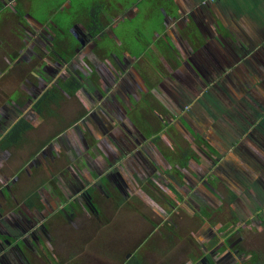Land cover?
<instances>
[{
    "label": "flooded vegetation",
    "instance_id": "flooded-vegetation-1",
    "mask_svg": "<svg viewBox=\"0 0 264 264\" xmlns=\"http://www.w3.org/2000/svg\"><path fill=\"white\" fill-rule=\"evenodd\" d=\"M157 1L0 0V24H17L0 39L15 52L5 61L24 80L0 112V264H81L65 246L93 245L85 227L103 225L108 204L145 209L157 234L197 217L182 264H264V30L222 17L219 1L201 15L161 0L159 18ZM69 99L71 124L17 159L31 142L28 130L7 137L15 124ZM224 131L235 153L214 144Z\"/></svg>",
    "mask_w": 264,
    "mask_h": 264
},
{
    "label": "rangeland",
    "instance_id": "rangeland-1",
    "mask_svg": "<svg viewBox=\"0 0 264 264\" xmlns=\"http://www.w3.org/2000/svg\"><path fill=\"white\" fill-rule=\"evenodd\" d=\"M121 1V0H120ZM128 0H125L122 4L128 3ZM181 1L182 5L183 0ZM210 1V0H209ZM218 7L220 10H224L222 17L227 18L231 15L234 18H253L254 20H251L252 24L256 26L257 29L259 26L261 27L264 21V14L258 13L256 16L259 18H256L253 14H249L247 11V6L245 5V1L239 0V1H233L228 0H217ZM216 0L212 1L210 4L206 2V0H185V2L192 8L197 9L201 15H203V12H205L204 9L201 10L200 7H205L204 5H211L216 4ZM197 2H199L197 4ZM255 3H257V0H255ZM213 4V5H214ZM106 8H120L121 5H118L116 0H107V3L105 4ZM228 6V7H227ZM216 7V6H215ZM164 8V4L161 3V0H158L154 4V9L157 13V17L159 18V10ZM258 8V7H257ZM262 9V8H260ZM83 12L80 11L79 15L84 23H86V17L85 14L87 12V9L84 7L82 8ZM213 10V9H212ZM211 10L210 15L212 17L214 16L215 19L219 20L220 17L217 13ZM229 10V11H228ZM228 12V13H227ZM186 13V12H185ZM207 14V10H206ZM170 15H175L174 13L170 12ZM149 17V16H148ZM221 20V19H220ZM222 21V20H221ZM250 21V20H249ZM250 23V24H251ZM251 24V25H252ZM17 25V24H16ZM15 24H0V39H7L14 31L10 29V27H15ZM6 27H9V29H6ZM16 31L18 30L15 28ZM256 30V29H254ZM262 31V28L260 29ZM9 31H11L9 33ZM219 33H224L225 31H222L221 28L218 29ZM257 31V30H256ZM15 33V32H14ZM264 35V34H263ZM130 38H134L132 35ZM11 37L9 38L8 42L10 41ZM258 41V40H257ZM141 44L142 39H139L138 41ZM137 43L134 44V47H140V45ZM146 40L144 39L145 43ZM19 43V40L12 41L10 44ZM232 43V42H231ZM8 49L5 44H0V112L2 111V107L5 106L13 96H18V88L21 86L24 82L23 78L21 77L22 74L18 73V69H10L11 71H8V64L5 61V54L11 55L6 56V58H9L12 61V55H15V52L12 50L6 51L4 48ZM257 53V52H256ZM250 52L245 55V60L248 61L250 58ZM159 55V54H158ZM256 59L258 61L256 64L262 63L264 61V57L262 54L257 53L255 55ZM161 58V55L157 56V61L161 62L159 60ZM245 61V62H246ZM162 63V62H161ZM163 64V63H162ZM144 66V65H143ZM21 68L24 70L26 67ZM157 70L160 71L161 75L165 77L168 75V71L161 67V65L157 64ZM27 69H30V67H27ZM160 69V70H159ZM164 69V70H162ZM171 74V73H170ZM179 76L177 78V81L179 82ZM186 99V98H185ZM189 101V99H187ZM186 101V103H188ZM75 108V101L74 100H66L63 101L62 104L57 108H52L54 116L43 118L39 122H36L34 125H32L31 129H29L26 133V140L29 139L30 142H35V145L32 143H29L26 147L23 145L21 147V150L17 151L15 153V157L17 159L21 158H28V156L31 153H35L36 150L43 146L46 142L49 141L52 137H55L56 135H59L62 133L68 125L71 124V120L74 116L76 117V114L71 113L72 110ZM190 108V106H189ZM191 109V108H190ZM222 112H224L221 109ZM79 114V113H78ZM0 124H4V122L0 121ZM4 126L2 125V128ZM233 129L232 127L230 128ZM232 133L229 132H223L220 135L219 140L215 141L214 144L217 145L220 149H223L224 152L228 153H235L234 146L231 145L232 143ZM229 137V138H226ZM181 142V141H180ZM222 142V143H221ZM186 146V143L181 142ZM234 144V143H232ZM208 150H211V148H207ZM65 161H63V164ZM77 163L82 166L83 165V159L81 156L77 157L73 161V166L77 167ZM215 164V163H214ZM59 169L54 167V171H58ZM126 208H130L127 209ZM106 209V212L103 214V225H98V222H95L94 220L90 219V221L87 223L88 232L91 231L96 236L93 238V245H91V239L90 241L86 242L84 245V248L76 249H68L65 246V252L72 253L74 259L78 263L81 264H182L187 260L188 256H193V251H196L194 246V242L197 239L198 235V229L200 228V221L197 217L194 215L189 214H181L179 215V220L181 222V230L177 233L170 234V229H168L166 226H161L157 234L153 231L155 229L156 224L160 222H153L152 225L149 223L150 217H147L145 220L143 219L142 214L144 213L145 209H139L138 212L134 210V206L131 207H120L115 206L112 204H108L104 207L103 211ZM146 217V215H145ZM178 220V217H177ZM157 224V226H158ZM89 227V228H88ZM66 240L68 243H71L72 241V235L67 234ZM74 238V237H73ZM69 246V245H67ZM191 246V247H190ZM190 253V254H189ZM130 255H133V262L130 261V263H127L128 257Z\"/></svg>",
    "mask_w": 264,
    "mask_h": 264
},
{
    "label": "crops",
    "instance_id": "crops-1",
    "mask_svg": "<svg viewBox=\"0 0 264 264\" xmlns=\"http://www.w3.org/2000/svg\"><path fill=\"white\" fill-rule=\"evenodd\" d=\"M215 1V0H214ZM217 1V0H216ZM224 1V0H223ZM225 1H227L228 2V0H225ZM233 1H235V0H233ZM236 1H239V0H236ZM245 1V5L247 6V11H248V9H249V11H248V13L249 14H253L256 18H258L257 16H256V14H258V13H261V14H264V0H257V3H255V0H244ZM206 2H208L209 4L212 2L211 0L209 1V0H206ZM241 2H242V0H241ZM228 7V6H227ZM258 7V8H257ZM260 8H262V9H260ZM260 18V17H259ZM258 18V19H259ZM246 19V18H245ZM249 23H251V22H253V21H251V20H254L252 17L251 18H247L246 19ZM250 20V21H249ZM252 24V23H251ZM263 25L260 27H258V28H262L263 30H264V21H263V23H262ZM254 27H256L254 24H252Z\"/></svg>",
    "mask_w": 264,
    "mask_h": 264
},
{
    "label": "trees",
    "instance_id": "trees-1",
    "mask_svg": "<svg viewBox=\"0 0 264 264\" xmlns=\"http://www.w3.org/2000/svg\"><path fill=\"white\" fill-rule=\"evenodd\" d=\"M31 127L32 125L28 124L25 119H23L15 124V126L9 131L7 137L11 135H18L19 133H24L27 130L31 129Z\"/></svg>",
    "mask_w": 264,
    "mask_h": 264
},
{
    "label": "built area",
    "instance_id": "built-area-1",
    "mask_svg": "<svg viewBox=\"0 0 264 264\" xmlns=\"http://www.w3.org/2000/svg\"><path fill=\"white\" fill-rule=\"evenodd\" d=\"M211 1H213V0H211Z\"/></svg>",
    "mask_w": 264,
    "mask_h": 264
}]
</instances>
